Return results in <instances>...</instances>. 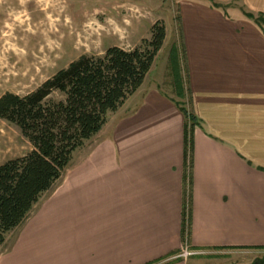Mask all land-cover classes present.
Returning <instances> with one entry per match:
<instances>
[{
    "label": "crops",
    "instance_id": "crops-1",
    "mask_svg": "<svg viewBox=\"0 0 264 264\" xmlns=\"http://www.w3.org/2000/svg\"><path fill=\"white\" fill-rule=\"evenodd\" d=\"M247 13L264 15V0L180 1V41L158 77L73 152L0 264H194L174 257L184 241L264 249V29Z\"/></svg>",
    "mask_w": 264,
    "mask_h": 264
},
{
    "label": "trees",
    "instance_id": "trees-1",
    "mask_svg": "<svg viewBox=\"0 0 264 264\" xmlns=\"http://www.w3.org/2000/svg\"><path fill=\"white\" fill-rule=\"evenodd\" d=\"M246 15L258 23L253 14ZM149 32V38L130 49L109 46L102 55H80L24 95H0V118L16 125L32 147L0 163V251L7 234L27 219L63 176L73 152L90 141L109 113L141 86L162 47L166 29L157 20ZM53 91L63 98L50 99ZM180 94L186 102L177 105L186 122L194 125L195 116L187 108L191 106L188 87ZM246 264H264V254Z\"/></svg>",
    "mask_w": 264,
    "mask_h": 264
},
{
    "label": "rangeland",
    "instance_id": "rangeland-1",
    "mask_svg": "<svg viewBox=\"0 0 264 264\" xmlns=\"http://www.w3.org/2000/svg\"><path fill=\"white\" fill-rule=\"evenodd\" d=\"M180 1L0 0V95L4 92L24 95L82 54L102 55L109 46L133 48L143 38H149L150 26L159 20L167 29L166 42L148 73V77L157 78L171 44L180 41ZM257 18L264 29V15ZM49 98L57 100L63 96L53 91ZM180 102H186V98ZM125 112L126 106L122 104L109 113L102 133L94 140L108 133ZM91 143L88 141L83 147L88 148ZM31 148L16 125L0 118V163L21 156ZM13 233L6 236L4 247ZM196 252L200 253L187 257L194 260V264H246L264 254V249Z\"/></svg>",
    "mask_w": 264,
    "mask_h": 264
},
{
    "label": "built area",
    "instance_id": "built-area-1",
    "mask_svg": "<svg viewBox=\"0 0 264 264\" xmlns=\"http://www.w3.org/2000/svg\"><path fill=\"white\" fill-rule=\"evenodd\" d=\"M183 243L184 244L181 247L180 252L174 256L175 258H183V259H186L190 255H193L195 253H200V252H196L194 250H190V248L188 247L186 241H184Z\"/></svg>",
    "mask_w": 264,
    "mask_h": 264
}]
</instances>
